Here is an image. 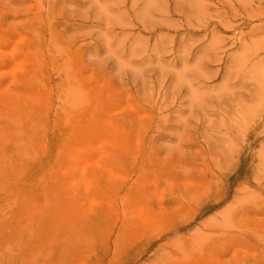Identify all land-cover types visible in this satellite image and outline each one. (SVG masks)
I'll use <instances>...</instances> for the list:
<instances>
[{
    "label": "rangeland",
    "instance_id": "1",
    "mask_svg": "<svg viewBox=\"0 0 264 264\" xmlns=\"http://www.w3.org/2000/svg\"><path fill=\"white\" fill-rule=\"evenodd\" d=\"M0 264H264V0H0Z\"/></svg>",
    "mask_w": 264,
    "mask_h": 264
}]
</instances>
